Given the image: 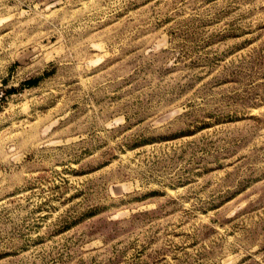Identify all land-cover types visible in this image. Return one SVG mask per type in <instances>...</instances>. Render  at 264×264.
I'll return each mask as SVG.
<instances>
[{"label": "rangeland", "instance_id": "374dc122", "mask_svg": "<svg viewBox=\"0 0 264 264\" xmlns=\"http://www.w3.org/2000/svg\"><path fill=\"white\" fill-rule=\"evenodd\" d=\"M0 264H264V0H0Z\"/></svg>", "mask_w": 264, "mask_h": 264}, {"label": "built area", "instance_id": "2783aa9c", "mask_svg": "<svg viewBox=\"0 0 264 264\" xmlns=\"http://www.w3.org/2000/svg\"><path fill=\"white\" fill-rule=\"evenodd\" d=\"M4 97H5L4 93L1 92V93H0V104H1V102L3 101Z\"/></svg>", "mask_w": 264, "mask_h": 264}]
</instances>
